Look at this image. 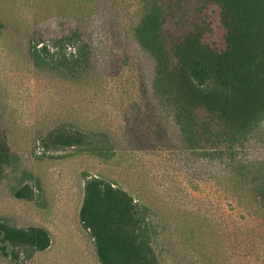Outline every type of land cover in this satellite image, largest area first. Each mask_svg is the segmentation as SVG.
Segmentation results:
<instances>
[{
    "label": "rangeland",
    "instance_id": "obj_1",
    "mask_svg": "<svg viewBox=\"0 0 264 264\" xmlns=\"http://www.w3.org/2000/svg\"><path fill=\"white\" fill-rule=\"evenodd\" d=\"M139 12L138 0H0V130L11 156L0 218L51 238L44 250L0 252V264H102L80 216L93 176L140 204L157 264H264V121L231 157L188 150L155 95L156 62L131 35ZM173 20L165 31L178 35ZM34 42L50 65L35 68ZM58 128L78 135L57 143L47 136Z\"/></svg>",
    "mask_w": 264,
    "mask_h": 264
},
{
    "label": "trees",
    "instance_id": "obj_2",
    "mask_svg": "<svg viewBox=\"0 0 264 264\" xmlns=\"http://www.w3.org/2000/svg\"><path fill=\"white\" fill-rule=\"evenodd\" d=\"M138 1L131 35L156 62L155 95L171 109L180 141L191 151L231 157L236 142L264 121V0ZM190 15L194 19L187 23ZM169 17L178 35L165 31ZM209 31L215 35L212 42L206 38ZM30 52L35 68L52 63L36 43ZM72 130L58 128L47 137L71 144L67 139L78 135ZM220 141L225 150L213 146ZM10 157L0 130V168ZM18 196H24L21 190ZM141 208L123 188L94 176L86 180L80 216L102 264H157ZM50 243L46 228L19 227L0 218L1 253L10 247L40 251Z\"/></svg>",
    "mask_w": 264,
    "mask_h": 264
}]
</instances>
